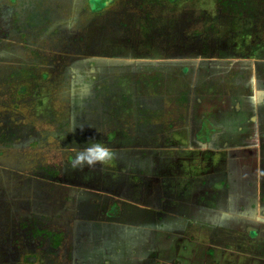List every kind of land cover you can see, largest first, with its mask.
Segmentation results:
<instances>
[{
  "label": "rangeland",
  "instance_id": "1",
  "mask_svg": "<svg viewBox=\"0 0 264 264\" xmlns=\"http://www.w3.org/2000/svg\"><path fill=\"white\" fill-rule=\"evenodd\" d=\"M126 2L135 5L132 8L135 13H128V6L122 5ZM76 3L78 9L88 6L86 0H76ZM110 5L122 12L119 17L106 14L105 18L138 24V31L122 34L121 25L103 31L96 25L78 28L75 31L78 46L57 47L62 52L74 53V57L47 55L45 60L42 51L35 49L38 45L16 44L20 38L38 41L35 29H25L22 35L20 30L13 32V45L8 43L13 39L5 42L1 38L4 30L0 31V264H86L87 258L94 264H104L105 259L111 262L110 255L103 254V250L117 243L108 237L102 238L105 233L102 225H115L112 222L118 218L111 212L118 205L111 198L97 195L98 185L93 188L95 192L72 183L68 185L74 180L88 183L86 175L90 172L93 177L100 175L99 168L70 166L72 149L82 148L90 140L81 133L92 129L91 140L107 144L114 153H143L145 149L144 153H165L159 148L165 144L162 141L165 124L181 119L182 113L180 108L165 110V105L172 107L178 101L180 106L181 89L186 80L181 77L182 73L189 72L188 77L192 73L206 77L205 73H211L212 69H228L231 62L223 60L230 57H246L248 53L264 56V0H112ZM102 34L113 42L153 40L164 45V35L169 36L167 44L182 35L183 42L191 44H176L174 49L178 55L172 53L179 57L183 53L187 61L163 59L155 64L107 61L95 56L101 53L97 42ZM72 36H75L73 32ZM195 44L198 46L194 47ZM156 47L151 53L160 60L161 46ZM167 49L171 52L169 46ZM119 50L132 53L128 46ZM150 69L157 71L156 90L146 97L152 101L155 97L157 107L152 118L158 122L155 127L158 140L151 144L158 148L152 151L147 147V137L138 135L148 132L144 125L148 123V110L132 109L148 105V102L143 104L145 94L131 89L122 99L120 91L128 85L141 86L142 73ZM111 82L118 83L120 88L110 87ZM121 101L126 108L119 110ZM85 121L89 124L84 125ZM122 122L126 125H121ZM69 131L77 135L71 137L67 134ZM113 132L129 137L111 141L108 138ZM113 165L108 167L111 169ZM91 205L92 211L87 209ZM159 238L161 234L157 232L156 239ZM168 241L174 250L175 239ZM84 245L101 248L97 253L86 255L82 250ZM199 254L196 252L195 256Z\"/></svg>",
  "mask_w": 264,
  "mask_h": 264
},
{
  "label": "crops",
  "instance_id": "2",
  "mask_svg": "<svg viewBox=\"0 0 264 264\" xmlns=\"http://www.w3.org/2000/svg\"><path fill=\"white\" fill-rule=\"evenodd\" d=\"M86 1L88 6L78 9L76 0H0V31L4 30L1 38L5 42L13 39L8 42L13 45V32L20 30L22 35L25 29H35L38 41L20 38L16 44L42 47L35 49L41 50L45 59L47 55L60 54L74 57V53L62 52L57 47L62 44L78 46L75 34L78 28L96 25L103 31L121 25L122 34L138 31V24L120 23L104 17L106 14L119 17L122 12L111 7L112 0H99V4ZM126 3L122 5L128 6V13H135L132 10L135 5ZM168 37V34L164 35V45L153 40L146 43L113 42L102 34L97 42L101 53L95 56L107 61L133 60L145 64H155L163 59L187 61L183 53H179L182 58L174 56L178 55L174 46L191 43L183 42L185 37L179 35L167 44ZM158 44L161 46L160 60L151 53ZM126 46L132 53L119 52ZM168 46L171 52H168ZM84 55L87 58V54ZM227 60L231 62L228 69H212L211 73H205L206 77L195 73L188 77L189 72L181 74L186 80L181 89L180 106L178 101L174 106L171 104L172 107L164 104L165 110L180 108L182 112L181 119L165 124L162 138L165 144L159 147L165 153H144L146 149H142L143 153L118 152L110 164L116 166L111 169L110 165L93 167L100 169V175L93 177L90 172L86 175L88 183L69 182V186L72 183L91 192H95L93 188L98 185L99 192L95 193L113 199V204L118 205L111 212L118 218L112 222L116 226L102 225L105 231L102 238L108 237L117 243L107 245L103 250V254L112 259L111 262L105 259L104 264H264V56L248 53L246 57H230L223 61ZM142 76L141 86L128 85L120 91L121 97L127 96L131 89L145 94L143 104L148 102V105L145 108L133 106L132 109L148 110V123L144 124L148 132L137 134L147 137V147L152 151L158 148L151 144L158 140L155 130L158 122L152 118L157 107L155 97L154 101L146 97L156 90L157 71L150 69ZM126 80L128 82V78ZM111 84L110 87L119 86L116 82ZM118 108H126L123 101ZM204 122L208 128L204 129ZM91 131L88 129L87 133L86 129L81 134L85 139H91ZM67 134L77 135L70 131ZM109 136L111 141H124L128 135L113 132ZM97 179L99 184L94 182ZM87 209L92 211V205ZM157 232L162 241L156 239ZM95 237L97 235L91 238ZM170 239L176 241L174 250L170 247ZM87 246L82 247L86 255L97 253L101 248ZM196 252L201 254L195 256ZM85 263L94 264L88 258Z\"/></svg>",
  "mask_w": 264,
  "mask_h": 264
},
{
  "label": "clouds",
  "instance_id": "3",
  "mask_svg": "<svg viewBox=\"0 0 264 264\" xmlns=\"http://www.w3.org/2000/svg\"><path fill=\"white\" fill-rule=\"evenodd\" d=\"M69 26L72 25L69 24ZM114 157V151L107 144L90 139L84 147L72 149V158L69 163L72 168H93L98 164L101 166L110 165L114 161Z\"/></svg>",
  "mask_w": 264,
  "mask_h": 264
},
{
  "label": "trees",
  "instance_id": "4",
  "mask_svg": "<svg viewBox=\"0 0 264 264\" xmlns=\"http://www.w3.org/2000/svg\"><path fill=\"white\" fill-rule=\"evenodd\" d=\"M205 122H206V121H205ZM205 122H204V129H205V127H207V123H205ZM207 128H208V127H207Z\"/></svg>",
  "mask_w": 264,
  "mask_h": 264
}]
</instances>
